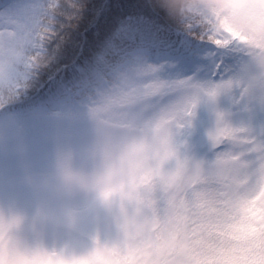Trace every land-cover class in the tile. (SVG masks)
I'll use <instances>...</instances> for the list:
<instances>
[{
    "label": "rangeland",
    "instance_id": "374dc122",
    "mask_svg": "<svg viewBox=\"0 0 264 264\" xmlns=\"http://www.w3.org/2000/svg\"><path fill=\"white\" fill-rule=\"evenodd\" d=\"M40 1L26 0L7 13L0 11V51L15 49L25 21ZM221 21L225 26L218 30L231 38L229 43L236 42L226 54L239 57L233 73L218 70L222 78L212 81L210 74L218 65L209 56L197 87H183L175 101L161 96L152 105L157 95L153 92L116 105L152 106L147 115L153 118L167 106L198 104L195 129L177 132L175 139L183 155L201 159L214 155L210 144L202 152L196 147L215 127L217 111L227 113L237 127L264 132V0H246L239 17L218 18V27ZM224 80L232 86L218 93L222 99L213 107L215 95L206 91L210 83ZM206 116L210 118L200 128ZM118 121L112 105L97 113L0 119V264H144L149 242L140 226L141 209L133 208L126 196L106 198L92 186L106 147L101 128L117 127ZM20 230H28L29 237L15 234Z\"/></svg>",
    "mask_w": 264,
    "mask_h": 264
},
{
    "label": "snow or ice",
    "instance_id": "6c2138e0",
    "mask_svg": "<svg viewBox=\"0 0 264 264\" xmlns=\"http://www.w3.org/2000/svg\"><path fill=\"white\" fill-rule=\"evenodd\" d=\"M51 18L41 22L24 48L0 51V95L8 96L30 89L34 95L85 92L115 85L102 94L96 108L113 106L117 120L140 133L147 150L157 160L181 152L177 132L194 130L198 104L165 107L149 118L152 107L143 103L121 109L119 103L138 100L157 93L174 101L183 87L196 88L200 75L207 71L209 53L226 55L235 41L221 47L224 39L194 28L196 36L181 31L162 0H51ZM209 46H214L210 48ZM131 71L129 76L120 73ZM212 85L206 94L223 93L230 85L224 80ZM211 150L210 165L218 161H237L243 165L239 175H220L196 191L183 193L185 208L168 196L148 193L128 194L132 207L142 211L140 226L144 238L151 227L173 219L178 212L214 209L229 214L233 209L252 212L253 201L264 197V132L233 125L227 113L216 112L215 127L207 133ZM243 185V187H241ZM112 192L105 194L111 197ZM243 264H264V243L257 242Z\"/></svg>",
    "mask_w": 264,
    "mask_h": 264
},
{
    "label": "clouds",
    "instance_id": "9594fccd",
    "mask_svg": "<svg viewBox=\"0 0 264 264\" xmlns=\"http://www.w3.org/2000/svg\"><path fill=\"white\" fill-rule=\"evenodd\" d=\"M189 16L211 18L239 17L246 0H181ZM106 143L102 169L92 178V186L112 198L148 193L168 196L184 209L183 193L196 191L220 175H239L243 165L237 161H218L181 152L157 160L147 150L140 133L129 128L102 126ZM243 187V185H241ZM252 212L233 209L225 215L214 209L181 211L167 222L151 227L148 234L149 256L144 264H243L239 259L249 246L264 243V197L253 201Z\"/></svg>",
    "mask_w": 264,
    "mask_h": 264
},
{
    "label": "trees",
    "instance_id": "16d2710c",
    "mask_svg": "<svg viewBox=\"0 0 264 264\" xmlns=\"http://www.w3.org/2000/svg\"><path fill=\"white\" fill-rule=\"evenodd\" d=\"M1 1L4 0H0V2ZM22 1L24 0H10L9 2L11 5H16ZM162 2L167 6L179 30L189 34L190 36H196L197 34L191 30L194 28H200L203 30V35L197 36L198 39H203L204 36L208 34V32L212 33V36L209 37V39H213L217 35L213 18L204 14H201L199 17L189 16L184 11L181 0H162ZM50 3L51 0H41V4L35 7L34 24L26 30V34H29V42L32 32L40 26L41 22L46 18H51L52 13L49 7ZM27 44H23L22 47L24 48ZM209 47L212 48V46ZM227 68H229L228 63ZM29 97H32V100L27 105L46 104L52 106L56 102L58 103L61 99H63L65 94H53L45 97H38L34 95L30 89H24L19 93H12L8 96L0 95V108L8 103L15 102L19 99H27Z\"/></svg>",
    "mask_w": 264,
    "mask_h": 264
}]
</instances>
